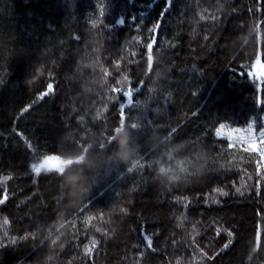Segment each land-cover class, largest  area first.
I'll use <instances>...</instances> for the list:
<instances>
[{"label": "trees", "instance_id": "16d2710c", "mask_svg": "<svg viewBox=\"0 0 264 264\" xmlns=\"http://www.w3.org/2000/svg\"><path fill=\"white\" fill-rule=\"evenodd\" d=\"M258 59L264 0H0V264H264V158L217 134H264Z\"/></svg>", "mask_w": 264, "mask_h": 264}, {"label": "clouds", "instance_id": "9594fccd", "mask_svg": "<svg viewBox=\"0 0 264 264\" xmlns=\"http://www.w3.org/2000/svg\"><path fill=\"white\" fill-rule=\"evenodd\" d=\"M124 131L125 130L122 129V135L116 138L118 145L116 155L121 163L126 164L134 158L136 151H138V146L137 149L128 147V139L123 135ZM206 158L207 150L204 149L203 146H197V149L192 153L191 159L185 157L183 159L176 160L173 165L160 163L156 169V173L162 183L170 186L171 184L178 183L183 178V174L187 172L189 167L195 168L196 171H199L200 163ZM181 169H183V171ZM195 174V172H192V175ZM65 179L66 182L69 183H79L82 177L75 174H66Z\"/></svg>", "mask_w": 264, "mask_h": 264}, {"label": "snow or ice", "instance_id": "6c2138e0", "mask_svg": "<svg viewBox=\"0 0 264 264\" xmlns=\"http://www.w3.org/2000/svg\"><path fill=\"white\" fill-rule=\"evenodd\" d=\"M166 4H170V0H166ZM102 14H103V12L101 11V15ZM203 18L204 17L201 16V19H203ZM133 19H135V18H133ZM95 23H96V21L93 20L92 24L95 25ZM121 23H123V20H121ZM158 27H159V23H157L155 26H153L151 31L153 33H155L157 31ZM152 43H154V37L147 45L148 53H149V50L152 48ZM256 63H259V62L256 61ZM249 75H252V73H249ZM261 75H264V72H262ZM125 79H127V77H125ZM48 90H49V92L52 90V86L51 85H48ZM43 95H48V92H45ZM125 95L130 97L131 96V91L126 92ZM42 98H43V96H41V99ZM25 111H27V109H25ZM98 115H99V113H98ZM130 127L135 128L136 125L133 123V124L130 125ZM116 130H119V127H117ZM217 134H219V133H217ZM240 139L244 143H246L248 145H251L253 150H256L255 146L257 144V137L254 136L251 133V129L250 128L248 129V135L244 136L243 134H241ZM259 143L264 144V134L261 135V138L259 139ZM259 153H260L261 157L264 158V148H261L259 150ZM60 165H61V158H59L57 155H48V156L44 157L42 160H38V161L34 162L31 165V171H32V173L35 174V176L41 175L42 172L43 173L56 172L58 174V176H59L60 172L62 171V168L60 167ZM181 170L183 171V169H181ZM128 171L131 172L132 169L130 168V169H128ZM236 190H237V192L240 191L239 189H236ZM217 191H220L221 195H225V196L227 195L226 192H223L220 189H217ZM240 194L243 195V193H240ZM3 202H4L3 200H0V204H2ZM122 211H123V209H122ZM97 231H100V229H97ZM217 235H219V230H217ZM228 235L231 236L232 233L229 232ZM145 240L147 241V247L150 248L151 245H152L151 239L148 238V237H145ZM11 242L13 244L16 243L15 239H12ZM96 243L97 242L95 240L92 241L93 246H95ZM228 243H231V241H229ZM0 246H2V245H0ZM224 247L227 248L228 244H225ZM85 251L86 252H90L91 250L86 248ZM177 264H179V262H177Z\"/></svg>", "mask_w": 264, "mask_h": 264}, {"label": "rangeland", "instance_id": "374dc122", "mask_svg": "<svg viewBox=\"0 0 264 264\" xmlns=\"http://www.w3.org/2000/svg\"><path fill=\"white\" fill-rule=\"evenodd\" d=\"M257 62H259V63H256L255 64L253 73H254V75L257 78H260L261 79V78H264V75H261V73L264 72V64L261 63L260 59H258ZM249 128L251 129V133L254 136L257 137V144L255 146V149H256L255 151L259 153L258 147H259V139L261 138V132H256V129L253 126V124H251L248 127H243V128H235V127H230V126H228L226 124H222L218 128L217 133H219L218 134L219 136H223V137H228V138H231V139H235V138H240L241 137V134H243L244 136H247L248 135V129ZM75 162H78V160H71V159L61 158V165H60V167L62 168V170H64L66 166H68V165H70L72 163H75ZM263 166H264V163H263Z\"/></svg>", "mask_w": 264, "mask_h": 264}]
</instances>
